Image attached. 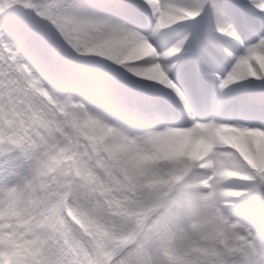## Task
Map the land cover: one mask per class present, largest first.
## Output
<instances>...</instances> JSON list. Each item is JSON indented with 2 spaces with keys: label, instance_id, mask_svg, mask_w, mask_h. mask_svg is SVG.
Returning <instances> with one entry per match:
<instances>
[{
  "label": "clouds",
  "instance_id": "clouds-1",
  "mask_svg": "<svg viewBox=\"0 0 264 264\" xmlns=\"http://www.w3.org/2000/svg\"><path fill=\"white\" fill-rule=\"evenodd\" d=\"M188 3L145 31L106 0H0V264H264V117L228 102L264 49L190 104L156 43Z\"/></svg>",
  "mask_w": 264,
  "mask_h": 264
},
{
  "label": "snow or ice",
  "instance_id": "snow-or-ice-1",
  "mask_svg": "<svg viewBox=\"0 0 264 264\" xmlns=\"http://www.w3.org/2000/svg\"><path fill=\"white\" fill-rule=\"evenodd\" d=\"M171 4L172 0H106L105 7L148 31ZM185 10L190 17L158 34L157 50L170 52L167 76L176 90L190 104L206 107L215 102L216 78L223 77L233 57L257 41L264 49V0H189ZM17 19L14 13L8 22ZM254 79L256 84L235 91L228 102L264 117V77Z\"/></svg>",
  "mask_w": 264,
  "mask_h": 264
}]
</instances>
